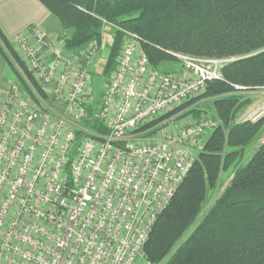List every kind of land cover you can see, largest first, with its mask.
Segmentation results:
<instances>
[{
	"label": "built area",
	"instance_id": "obj_1",
	"mask_svg": "<svg viewBox=\"0 0 264 264\" xmlns=\"http://www.w3.org/2000/svg\"><path fill=\"white\" fill-rule=\"evenodd\" d=\"M14 39L36 85L63 105L36 104L18 82L0 91V264H136L203 135L220 124L216 116L172 131L181 113L169 111L221 79L230 60L176 52L182 72L164 71L128 32L89 108L86 68L76 76L70 62L63 68L62 48L41 27ZM262 117L264 105L248 119ZM89 119L107 132H91ZM78 130L85 137L75 147Z\"/></svg>",
	"mask_w": 264,
	"mask_h": 264
},
{
	"label": "trees",
	"instance_id": "obj_2",
	"mask_svg": "<svg viewBox=\"0 0 264 264\" xmlns=\"http://www.w3.org/2000/svg\"><path fill=\"white\" fill-rule=\"evenodd\" d=\"M40 1L63 28L72 29L66 40L69 48L102 40L99 16L137 33L155 66L176 59L170 50L236 57L222 66L221 79L211 82L204 94L213 98L220 124L159 215L144 253L149 264H264V143L241 164L246 149L264 131V117L235 122L243 103L239 92L264 86V0ZM122 36L119 30L114 35L106 75L116 67ZM0 53L19 76L16 63L31 80L1 30ZM33 86L45 96L36 83ZM86 126L97 134L107 132L96 119L87 120ZM83 137L78 130L75 147ZM226 170L233 172L230 184L198 220L211 193L221 188V172Z\"/></svg>",
	"mask_w": 264,
	"mask_h": 264
},
{
	"label": "rangeland",
	"instance_id": "obj_3",
	"mask_svg": "<svg viewBox=\"0 0 264 264\" xmlns=\"http://www.w3.org/2000/svg\"><path fill=\"white\" fill-rule=\"evenodd\" d=\"M53 17H54V20H56L55 27L52 30L50 29L51 31L49 30V32H45L42 28L41 29L45 32V35H47V37H49L51 40H53V42H55L58 46L62 48L63 57L65 61L63 63L64 64L63 68L64 66H66L67 62H70L72 64V72L74 76L78 75L84 68H86L87 71L90 73L91 78H90V81L87 87V92H88L87 94H89L88 97L90 98V102H91V104H89V108L95 107L96 104L99 103V100L102 97L103 91L108 87L110 78L114 70L117 68L118 60L121 56L122 48L127 40V33L134 32V31L127 29V28L119 27L115 24H111L105 18L97 16L100 19L101 24H102V34H103L102 40L101 41L92 40L90 42L85 43L82 46L69 48L66 46V40L71 37L72 32H73L72 29L63 28L58 18L55 15H53ZM118 30L123 33V36H122V41L120 43V47L118 50V54L116 56V67L111 72V74L106 75L104 73V68L108 61L110 50L114 42V35L116 34ZM11 44L16 54L19 56V58L24 63V66L26 67L25 62L22 59L21 51L19 50V47L16 44L15 39H14V42H11ZM141 48H142V51H144L142 44H141ZM170 51L175 52V53L176 52L186 53V52L173 51V50H170ZM186 54L195 55L192 53H186ZM215 58L228 59L230 61H233L234 59H236L235 56L215 57ZM150 63L153 67H157L164 71H172L176 73L182 72L181 62L177 58L163 60L158 64V66L153 65L151 61ZM15 68L21 76H19L16 73V71L13 69V67L10 66V69L13 74L12 76L13 81L18 82L20 86L31 96V99H33V101L36 104L43 106L45 108L53 106V107L60 109V107L63 105L62 100H59V99L56 100L55 98H51L48 95H46L44 98H37L38 96L35 94V91L33 89L34 80L31 78L32 80L31 81L29 77H27V75L25 74L21 66L18 65L17 63L15 64ZM207 90H208V87L204 89L202 92H200L199 94L193 96L191 99H188V101L185 102L184 104L182 103L179 106L174 107L172 111H169L171 115L176 114V113H181V115L175 120V123L177 124L172 129V131H178L179 129L186 127L188 125H191L194 122H197L203 118L215 119L217 115H216L215 108L213 106V98L204 96ZM239 95L243 103L241 104V106L236 112L235 122H242L250 118L251 116H253L254 112L258 110L259 107L264 105V91L261 89L255 88V89H250V90H244V91L239 92ZM149 127H144L143 129H147ZM211 133H212V130H208L203 135L201 142L198 146L197 156L203 150L204 145L207 139L209 138V136L211 135ZM263 136H264V131L262 135L260 136V138H258L252 145H250L246 149L243 158H241L242 165L245 164L250 159V157L257 151V149L259 148L261 144L260 142ZM140 142L141 143L147 142V137L143 138V140H141ZM232 177H233L232 170H226V171L221 172V178H220L221 188L218 191L211 193V197L209 201L205 204L198 220L211 209L215 201L223 193L225 188L230 184ZM194 227L195 225L191 226L185 232L184 236L188 235L193 230ZM136 264H149L148 261L146 260L144 251L142 255L138 258Z\"/></svg>",
	"mask_w": 264,
	"mask_h": 264
},
{
	"label": "crops",
	"instance_id": "obj_4",
	"mask_svg": "<svg viewBox=\"0 0 264 264\" xmlns=\"http://www.w3.org/2000/svg\"><path fill=\"white\" fill-rule=\"evenodd\" d=\"M55 23L53 15L40 0H0V30L10 42L31 26L49 32ZM12 76L10 65L0 53V91L14 82Z\"/></svg>",
	"mask_w": 264,
	"mask_h": 264
}]
</instances>
